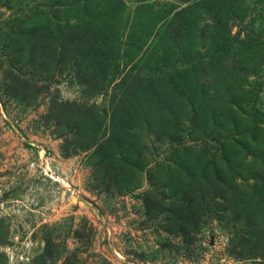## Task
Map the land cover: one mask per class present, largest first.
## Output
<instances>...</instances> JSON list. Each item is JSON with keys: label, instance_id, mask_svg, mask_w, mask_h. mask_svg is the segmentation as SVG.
I'll use <instances>...</instances> for the list:
<instances>
[{"label": "rangeland", "instance_id": "rangeland-1", "mask_svg": "<svg viewBox=\"0 0 264 264\" xmlns=\"http://www.w3.org/2000/svg\"><path fill=\"white\" fill-rule=\"evenodd\" d=\"M0 264H264V0H0Z\"/></svg>", "mask_w": 264, "mask_h": 264}]
</instances>
